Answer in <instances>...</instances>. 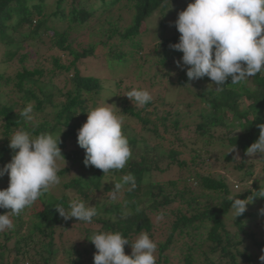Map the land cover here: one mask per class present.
<instances>
[{"label": "trees", "instance_id": "trees-1", "mask_svg": "<svg viewBox=\"0 0 264 264\" xmlns=\"http://www.w3.org/2000/svg\"><path fill=\"white\" fill-rule=\"evenodd\" d=\"M178 1L0 0V50L12 49L0 57V64L7 63L0 70V169L14 155L10 137L23 129L33 137L61 135L59 147L65 160L58 159L57 165L65 166L59 167L58 175L71 176L58 185L63 189L60 197L46 192L36 201L39 211L28 215L26 208L10 216L13 227L0 232V264H57L59 253L64 264H93L97 250L88 240L94 234L88 229L79 226L82 244L57 246V228L61 232L73 228L70 219L65 220L55 208L69 210L74 199L87 204L96 192L111 193L128 173L135 177V187L125 185L124 198L109 200L108 215L94 217L101 222L95 234L120 232L131 245L146 232L154 241V220L166 221L168 234L154 241L156 264H169L170 252L181 254L184 264H264L250 247L263 251L264 240H257L248 226L253 221L261 226L259 221H264V209L249 212L255 203L264 202L253 196L264 189V155L246 154L259 138V125L264 124V72L238 84L229 79L222 91L208 77L189 80L187 68L176 64L183 53L170 47L179 42L177 18L169 26L177 15ZM191 2L185 0V9ZM154 21L157 25L149 30L148 24ZM96 58L103 60L108 73H128L117 79L119 88L122 82L151 92L177 86L197 100L176 106L156 94L144 106L125 103L124 114L138 125L140 137L153 141V152L163 148L161 156L148 149L147 156L131 157L123 169L105 175L94 166L85 167V150L78 145L77 133L97 104L105 75H83L79 64ZM63 77L65 86L60 89L56 84ZM199 83L204 86L191 88ZM30 102L29 121L21 112ZM122 130L134 149L137 141L127 134L126 126ZM225 148L238 158L223 154ZM229 165L236 172L235 183L217 171ZM7 177H0V188ZM250 177L253 181L248 183ZM229 195L253 196L242 216L236 218L230 210ZM8 212L0 209V214ZM161 213L163 219L158 220ZM82 222L76 220L78 225ZM258 230L264 234L263 228ZM12 241L11 253L7 244ZM130 245L124 247L126 255H131Z\"/></svg>", "mask_w": 264, "mask_h": 264}, {"label": "clouds", "instance_id": "clouds-1", "mask_svg": "<svg viewBox=\"0 0 264 264\" xmlns=\"http://www.w3.org/2000/svg\"><path fill=\"white\" fill-rule=\"evenodd\" d=\"M174 24L180 33L179 42L170 47L183 53L176 64L187 68L189 80L208 77L216 90L222 91L229 79L231 84H238L264 72V0H193L178 13ZM126 96L140 106L152 101L146 89L134 88ZM117 110L105 101L103 106L87 112V121L77 133L78 145L85 150V167L94 166L104 175L123 169L132 156L122 130L124 116L121 112L118 115ZM32 112L30 102L21 116L30 121ZM259 128L258 140L246 150L248 156L264 155V124ZM60 136L41 133L33 137L19 129L10 137L9 147L14 155L0 169V177L9 176V186L0 190V209H10V212L0 214V232L13 227L11 215H19L51 187L61 183L57 160L65 158L59 147ZM125 185L135 187L131 173L114 184L112 199L117 198ZM253 196L264 198V189L254 192ZM253 196L227 197L236 218L246 212ZM55 209L65 220L75 218L78 222L91 223L98 214L94 206H86L79 199L70 202L69 210L60 206ZM157 219H163V213ZM88 240L97 250L93 264H156L157 244L146 232H141L131 245L120 232H100ZM125 245L131 246V255L125 254ZM260 259L264 262V256Z\"/></svg>", "mask_w": 264, "mask_h": 264}, {"label": "rangeland", "instance_id": "rangeland-1", "mask_svg": "<svg viewBox=\"0 0 264 264\" xmlns=\"http://www.w3.org/2000/svg\"><path fill=\"white\" fill-rule=\"evenodd\" d=\"M46 1H48L49 4H51L54 0H46ZM185 5H186L185 0L178 1V6L175 9L176 12L174 13V14H177V15H174L170 19L169 26L172 24V21H173L174 18H178V13L183 11V10H185ZM51 8L52 7H50V9ZM156 25H157V22H155V21L152 24L149 23L148 24V29L149 30L154 29ZM7 48L8 47H5L4 50L10 51V52L12 51L11 48H8V49ZM4 50L3 51L0 50V57H1V53L2 52L4 54ZM45 52L46 51H44V53ZM57 55L60 56V54H57ZM0 60H1V58H0ZM103 63H104L103 60H101L100 58H96V59L83 60L79 64V67H80L81 71L83 70L82 71L83 75H88V74H94V75L98 74L97 76L105 75L103 77L104 80L102 82L104 89L101 91V94L99 96H96L97 104H96L95 107L92 108V110L94 108L98 107V106H103L105 101H106V103H108L110 105H115L120 110V111L117 110V114L118 115H120L121 113L123 114V116H124L123 126H126L127 134L130 135V137L134 138V140L137 141L136 142V147H134V149L132 147V144L129 143V146H130V148L132 150V156L131 157H136L135 159H137V157L138 156L140 157L142 154L144 156H147L148 155V152H147L148 149H149V151L151 153L154 154V153L158 152L157 154L159 156H161L162 155L161 149H163V148L162 147H158L156 149V151L153 152V149L155 148V146H153L154 145L153 141H145L142 137H140V134H138V133H140V132H138L139 131L138 125L136 123H134V121L129 119L128 116L125 115L124 112H123V108H125V106H126L125 103L128 106H131V107L136 106L135 101L134 100L131 101L126 95L132 89H134V88L138 89V87H137L138 84H135L134 86H132L128 82L127 83L122 82V85L120 84L121 87L120 88L117 87L116 86V83L118 82L117 79L119 80V77H121V76L122 77H127L128 73L126 71H121V70L117 71V72L108 73L106 71V68H105ZM11 65H13V64L11 63ZM0 66H1L0 70L2 71L4 69H6L7 63L0 64ZM13 66L16 67V65H13ZM8 69H9V71H13V68H11V67H8ZM109 70H111V69H109ZM64 81H65V78L64 77L61 78L58 81V83L56 84V86L60 85L59 88L62 89L65 86ZM132 84H134V82H132ZM202 86H204V84L199 83L197 86H192L191 88L200 89ZM2 87H3V89H8L6 87H9V86H4L2 84ZM166 88L167 89H165V88L164 89H159L158 92H156V91H152V92L149 91V92H150L152 97L156 96V94H159V96L162 97L165 101L172 102L176 106H178L181 103H188V102L190 103V102H193V101L194 102L197 101L193 97V94L185 91V89H183V88H180V87H177V86H166ZM186 123H189L188 119H186ZM185 134L186 133L184 132L183 136H187ZM182 138H184V137H182ZM146 145H147V147H145ZM68 148L70 149V147H68ZM222 153L231 155L232 152H230V150L228 148H225V149H223ZM232 155L235 156L236 158H238L237 155H234L233 153H232ZM256 159H258V156H257ZM63 166H65V165L61 162V165L59 166L60 169ZM230 166L231 165H229L228 167L227 166H222L217 171L220 174H224L229 179L230 183H235L236 179H237L236 172L233 171V170H230ZM59 167H58V169H59ZM5 176H7V174H5ZM70 178H71V176H69V175L65 176V177L63 176L61 178V182H65L66 183V182H68L70 180ZM164 178H168V177L164 176ZM252 181H253V179L250 177L248 183H251ZM8 186H9V176L6 178V182H2L0 190L7 189ZM231 189L234 190L233 187H231ZM62 192H63V189L61 188V186L58 187V185L51 187L47 191V193L49 195H52L54 198L60 197L62 195ZM124 197H125V192L123 191V192H120L118 194V196H117V198L115 200L116 201H120ZM88 199H91V200H89V202L86 204V206H94L96 208V211L98 213V216H96V218L97 217H99V218L101 217V219H102L103 217L105 218L106 215H108V209H109V205L108 204L111 202V201L109 202V200H113L112 197H111V193L103 194L101 191L100 192H96L93 196L92 195L89 196ZM35 203L32 206L27 207V211H28L27 214L28 215L30 213H32L31 211H35V212L39 211L40 208H39V206L37 207L38 204L36 205ZM262 209H264V202H257V203L254 204L253 207H251L249 209V212L252 213V212H255V211L262 210ZM24 217H26L25 219H28V216L26 214L24 215ZM230 217L232 218V215H230ZM230 217H228V218L231 219ZM154 222H155V239H154V241L155 240L156 241L163 240V238H165L166 235L168 234V225L166 224V221H162L161 224L158 223L156 220H154ZM69 223L72 226L73 230L69 229L68 231L61 232V227H59V228H57V230L55 232L56 233L55 234V237H56L55 241H56V244H57L58 247L61 246V245L64 246V247H68V245L70 244L69 242H71L72 245L82 244V241H84V239H83L82 234H80L78 232L79 226H82L85 229H88L90 234H92V233L95 234L98 230H100V227H101V222H98L96 220L94 221V218H93V221L91 223L82 222L81 223L82 225H78L76 223V219L73 220V218L70 219ZM259 223H261V226L256 224L255 221H253L248 226L250 227V229L255 231L256 238H258L257 240L263 241L264 240V236H262V235H264V234H260V232H258L259 231L258 228H263V230H264V221L261 220V221H259ZM74 227H76V229H74ZM7 230H5V231H7ZM5 231H3V232H5ZM61 233H62L63 236L60 238L59 234H61ZM1 239H3V238H0V240ZM12 244H13V241L7 244V247H8V249H9V251L11 253H12V247H13ZM176 245H177V247L179 249H183L181 247L182 243L180 241H176ZM78 247H81V246H78ZM250 247L252 249L253 254L255 253L258 256H263L264 255V250L261 251L258 248L253 247V245H250ZM176 251H178V249H176ZM7 255H8V253L6 251L5 256H7ZM155 255H157V253H155ZM168 258H169V264H184L183 257L181 256V254L178 255L177 253H174V252L171 253L170 252ZM214 261L218 263V259H215ZM57 264H64L63 261H62V257L60 256V253L58 254Z\"/></svg>", "mask_w": 264, "mask_h": 264}]
</instances>
